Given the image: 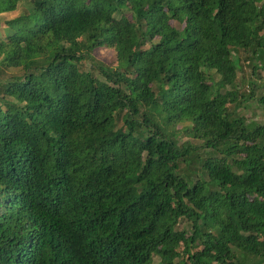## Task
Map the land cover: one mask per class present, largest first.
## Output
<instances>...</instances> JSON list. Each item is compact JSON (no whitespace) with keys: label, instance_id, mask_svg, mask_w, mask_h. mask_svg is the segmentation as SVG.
Here are the masks:
<instances>
[{"label":"trees","instance_id":"16d2710c","mask_svg":"<svg viewBox=\"0 0 264 264\" xmlns=\"http://www.w3.org/2000/svg\"><path fill=\"white\" fill-rule=\"evenodd\" d=\"M32 5L1 21L0 264H264V119L235 85L264 0Z\"/></svg>","mask_w":264,"mask_h":264},{"label":"rangeland","instance_id":"374dc122","mask_svg":"<svg viewBox=\"0 0 264 264\" xmlns=\"http://www.w3.org/2000/svg\"><path fill=\"white\" fill-rule=\"evenodd\" d=\"M33 0H23L21 3H19V9L15 12L10 13V15H7L8 18L13 17L17 13L23 12V11H30L33 9L32 5ZM128 17H130V13H126ZM11 16V17H10ZM3 20V19H2ZM0 19V21H2ZM170 25L174 26L178 29H180L182 24H179L175 21H170ZM8 34V30L6 27L2 26L0 23V39H4L5 36ZM6 39V38H5ZM94 56L96 60L99 61V64L107 65L109 62H111L113 57V52L109 48H97L94 51ZM249 54L247 53H241L239 67L237 69V78L235 80V85L237 88V91H239V98L244 99V97H241L242 94H246L247 96L250 93V89L255 92L254 98L247 102H244L242 105H240V108L236 111H239V113L244 114L248 121H263L264 114L261 112V108L258 105L257 100L264 96V69H258L252 72V67H250L249 61L247 57ZM83 70L90 71L93 70L90 66L89 62H85L82 67ZM94 73L99 76L98 71L94 70ZM11 74H20L16 69L10 68L4 71V73L1 75L3 78H7L11 76ZM214 79L215 82L219 81V76L216 75L213 71L210 73ZM254 83L256 86L254 87ZM253 88V89H252ZM229 89V87H227ZM234 103H230L229 107L234 108ZM248 107V108H246ZM184 140H186L185 137H183Z\"/></svg>","mask_w":264,"mask_h":264},{"label":"crops","instance_id":"0c3cea01","mask_svg":"<svg viewBox=\"0 0 264 264\" xmlns=\"http://www.w3.org/2000/svg\"><path fill=\"white\" fill-rule=\"evenodd\" d=\"M10 13H12V12H5V13H1L0 14V19L2 20H4V19H6V18H8L7 17V15H10ZM15 16V15H14ZM11 17V16H10ZM0 23H1V21H0ZM1 25L3 26V24L1 23ZM5 27V26H4Z\"/></svg>","mask_w":264,"mask_h":264}]
</instances>
